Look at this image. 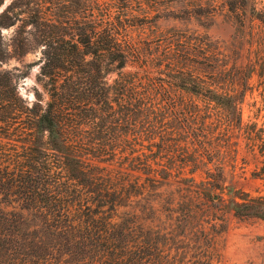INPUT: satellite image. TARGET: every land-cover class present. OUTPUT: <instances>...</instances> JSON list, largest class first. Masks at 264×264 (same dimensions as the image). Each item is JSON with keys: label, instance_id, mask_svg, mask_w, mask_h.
<instances>
[{"label": "rangeland", "instance_id": "rangeland-1", "mask_svg": "<svg viewBox=\"0 0 264 264\" xmlns=\"http://www.w3.org/2000/svg\"><path fill=\"white\" fill-rule=\"evenodd\" d=\"M89 20L119 29L127 65L106 79L126 115L103 141L121 147L88 159L146 185L205 183L227 226L219 264H264V217L238 213L243 195L264 198V0H0V70L20 75L27 103L46 96L44 37Z\"/></svg>", "mask_w": 264, "mask_h": 264}, {"label": "trees", "instance_id": "trees-1", "mask_svg": "<svg viewBox=\"0 0 264 264\" xmlns=\"http://www.w3.org/2000/svg\"><path fill=\"white\" fill-rule=\"evenodd\" d=\"M48 35L45 97L30 105L20 75L0 70V134L13 137L0 139V264H219L216 239L227 226L205 183L174 186L168 176L146 185L88 159L105 162L121 147L103 141L126 115L106 80L127 65L119 29L89 20ZM6 60L0 51V65ZM243 196L238 213L264 217V198Z\"/></svg>", "mask_w": 264, "mask_h": 264}]
</instances>
